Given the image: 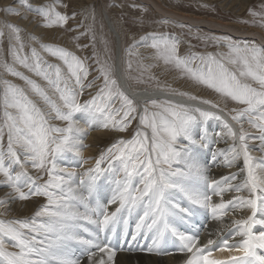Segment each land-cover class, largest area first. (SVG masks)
<instances>
[{"label": "snow or ice", "instance_id": "1", "mask_svg": "<svg viewBox=\"0 0 264 264\" xmlns=\"http://www.w3.org/2000/svg\"><path fill=\"white\" fill-rule=\"evenodd\" d=\"M67 7L62 0H15L0 6V68L23 82L21 86L0 74V188L6 189L0 196V264H83L75 255L78 250L88 264H115L111 237L122 222L127 238L124 213L131 216L138 209L143 215L130 247L143 235L151 239L147 250L159 255L169 254L162 245L178 242V250L186 254L184 264H264V46L229 36H201L206 47L211 43L227 51L182 56L175 34L141 36L126 49L128 57L138 56L140 46L154 49L153 59L213 91L225 107L161 84L151 73L156 65L141 60L135 70L132 59L125 62L122 79L147 85L142 93L132 89L130 94L117 78L108 42L101 38L103 56L96 49L94 13L92 24L80 34L91 35L94 69L89 57L45 43L8 19L11 15L45 29L75 31L65 26L76 13L59 10ZM249 14L264 27V5ZM72 39L79 41L80 36ZM5 41L10 61L3 56ZM46 55L60 63L49 62ZM90 69L98 73L92 80ZM97 80L102 83L96 85ZM155 92L196 103L157 99ZM85 94L89 98L82 101ZM229 101L241 107L226 110ZM133 121L137 125L131 138H117L92 167L84 168L92 159L84 150L93 130L126 133ZM210 121L219 123L217 139L209 134ZM228 140L229 146L217 148L212 160L222 157L226 168L237 170L210 178L198 152ZM102 180L115 186L106 204L97 196ZM226 194L232 195L226 199ZM35 198L43 202L31 216L6 218L15 204ZM111 204L118 205L114 211H109ZM208 220L217 224L208 232L216 238L202 243L200 232L208 228ZM215 252L227 256L215 258Z\"/></svg>", "mask_w": 264, "mask_h": 264}, {"label": "rangeland", "instance_id": "2", "mask_svg": "<svg viewBox=\"0 0 264 264\" xmlns=\"http://www.w3.org/2000/svg\"><path fill=\"white\" fill-rule=\"evenodd\" d=\"M157 1L163 8L168 9L171 12L188 15L191 17H199L205 20H212L215 22L224 23L229 26L231 29L237 31L240 34H254L257 32H261L264 35V27H261L259 23H253L254 18L249 14V9H253L256 11H260L261 6L264 5V0H155ZM33 3H48L51 0H32ZM64 4H67L68 7L66 9H59L62 12H66L71 15L72 13H76V17L74 20H70L66 28L75 29V31H65L64 29L53 28V29H45L39 26L38 22L34 21L33 23H28L27 21H21L19 18L15 16H8V19L12 22L20 24L22 27L26 28L27 33L34 34L38 36L45 43H53L58 44L62 47L68 48L70 51L76 53V55L81 57H89L88 63L91 65V68L94 69L96 65L93 63L91 59L93 48H92V40L91 35L81 36V33H84L89 24H92L91 14L95 15V23L93 25L94 31L96 33V49L100 52V54L104 55V45L101 42V38L108 42V47L114 55L115 62L117 61L116 55V37L110 32L109 25L106 24L109 15L113 25L118 30L119 34L122 37V62L124 65V69L126 67V61L128 59L133 60V69L135 70L137 67V60H141L145 65H156L151 68V73L154 74L160 81L161 84L171 85L172 88L177 89L179 91L189 92L193 95L201 97L203 99H208L213 102L220 104L221 107H225L224 101L213 91L197 86L192 81L187 78H181L180 73L175 70H170L167 68L162 61H157L153 59L154 57V49L149 47L140 46L136 51H138V56L128 57L126 53V49L132 44L133 39L139 40L141 36L148 35L150 33H169L175 34L180 37L181 43L179 48V54L184 56L189 54L190 52L197 53H216V52H226L227 48L223 46H215L211 43L208 46H205V42L199 39L201 36H211V37H223L229 36L234 41H248L255 42L258 46H264L259 40L248 37H235L229 33L222 32L220 30H211L208 28H202L199 26H193L190 24H185L175 19L167 18L164 14L159 12L149 3L143 0H62ZM15 0H0V6L7 4H14ZM246 3V4H245ZM132 5H137L138 7H132ZM141 8L147 9L146 12H141ZM106 13V14H105ZM88 19H85V17ZM3 18V14H0V19ZM140 18L143 19V23L139 22ZM29 20H33L32 14H29ZM167 21L168 23H164ZM242 21H247L244 23ZM83 23L82 27H77ZM179 25H184L183 28L179 27ZM25 33V37L27 36ZM38 33V34H37ZM80 36L79 41H73L72 37ZM151 42L150 40L148 41ZM76 43L87 47H84L83 50L77 49ZM191 46V47H190ZM5 50L3 53L4 58L10 61V57L7 54V42L5 41ZM46 59L51 63H60V61L56 60L53 57L47 56ZM21 71H25L20 69ZM0 74L3 75V78L12 80L16 84H20L23 86V82L19 79L9 76L3 72V69L0 68ZM27 75H31L27 73ZM133 74H136L135 71ZM98 73L90 69L89 80H92ZM36 79L38 83L43 84V81H40L37 77H32ZM132 87L136 90H142L147 85H135L131 81H129ZM102 83L101 80L96 81V85ZM152 89V88H149ZM95 87L91 89L93 93L95 92ZM89 96L85 94L81 97V100L88 99ZM241 107L240 105H236L233 102H228L226 106V110ZM79 118V117H78ZM81 123H83V119H81ZM231 122V121H230ZM60 123V122H55ZM137 125V121H133L131 127L126 133H113L108 132L104 133L103 136L98 137V141L102 142L95 152L91 155H84L87 157H92L90 162L84 166V168L92 167L95 163V159L99 157L100 153L104 151L107 147H109L115 140L119 137L131 138L135 128ZM219 123L215 121H210L208 125L209 134L213 136L215 139V133L220 132L218 129ZM245 128L250 132L255 134V130L250 129L247 123H245ZM103 137V138H102ZM89 139V137H88ZM217 139V138H216ZM91 144V143H90ZM222 145H228L226 142L220 143H211L208 148L200 149L198 153L205 152L203 155L206 157L212 152L213 149L222 148ZM91 148V146H90ZM89 148V149H90ZM204 156V157H205ZM222 158V157H220ZM222 162V159L219 160ZM106 164H103L102 167H106ZM83 168H77L78 172H82ZM47 177H45L46 179ZM79 177H77V180ZM100 189L106 186L107 189H111L113 193L114 185L109 184L107 181L102 180L100 183ZM111 185V186H110ZM6 189L0 188V196H3L4 191ZM108 195H113L111 193H107ZM101 195V196H100ZM99 199L104 201L106 204L112 196L106 198V194H99ZM106 198V199H105ZM107 201V202H106ZM43 198H35L33 201H28L22 203V205H28L31 208L33 203H42ZM29 203V204H28ZM109 206V205H108ZM112 210L116 208L118 205L111 204ZM139 211V209L137 210ZM136 211V212H137ZM126 214V213H124ZM32 213L29 215L31 216ZM28 217L27 212L20 214L18 210L11 211L9 215L6 217L7 219L15 218H24ZM130 223L127 225L128 237L129 241H131V236L134 233L133 230V220L130 218ZM216 222H214V225ZM122 229L119 225L117 228ZM117 230L116 236H112V246L116 248L118 245L119 237H121L119 231ZM111 236V234L109 233ZM140 240H144L145 238L142 236L138 237ZM117 249V255L119 254H129L125 253L120 248ZM123 251V252H122ZM120 252V253H119ZM144 254V253H143ZM142 254V255H143ZM141 255V254H140ZM83 258V259H82ZM83 263L86 262V256H81ZM85 261V262H84Z\"/></svg>", "mask_w": 264, "mask_h": 264}, {"label": "bare ground", "instance_id": "3", "mask_svg": "<svg viewBox=\"0 0 264 264\" xmlns=\"http://www.w3.org/2000/svg\"><path fill=\"white\" fill-rule=\"evenodd\" d=\"M143 1H145V2L149 3L150 5H152L155 9H157L159 12H161L162 14H164L167 18L175 19V20L180 21L182 23L190 24V25H193V26H199V27L208 28V29H211V30H220L222 32L229 33V34H231V35H233L235 37H240V36L243 37L244 36V37H248V38H254V39L259 40L264 45V35L261 32H257V33H254V34H252V33L251 34L250 33L249 34H247V33L246 34H240L237 31L233 30L234 28L231 29L229 26H227L224 23L215 22V21H212V20H205V19H201L199 17H191V16H188V15H182V14L174 13V12L169 11L168 9L166 10L165 8H163L155 0H143ZM107 16H108V20L106 21V24L109 25L110 32L116 37L115 38L116 39V44H117V46H116V55H117L116 65L118 67L117 78L120 79L121 84L123 86H125V87L128 88V91L131 94L132 89H134V88L132 87V85L130 84L129 81L125 82L122 79L123 74H124V65H123L122 57H121L122 56V43H123L122 42V37L119 34L118 30L113 25V23H112V21H111V19H110V17H109L108 14H107ZM136 91L142 93L143 92V89L142 90H136ZM149 92H153V89H149ZM154 96L157 99H173V100H178V101L179 100H183V102H185V103H196V102H193V101H187L185 98H181V97H178V96H169V95H167L166 93H163V92H155L154 93ZM200 106L201 107H205V108L208 107L207 105H200ZM218 129L220 130V127H218ZM104 133H106L105 130H93L90 133L89 139H87L86 143H88L91 146V148L89 147L90 149L89 148L85 149L84 150V155H91V154H93L95 152L96 148L100 144H102V142L98 141L99 140L98 137L103 136ZM230 143H231L230 140H228L226 142V144L228 146H229ZM222 146H223L222 148H226V145H222ZM214 151H215V149H213L212 152L207 157L205 155H203L205 152L198 153V157H199L200 162L202 164L206 165L207 168L209 169L210 178L220 179L221 176L227 175L230 172L237 170L236 167H234L232 169L226 168L223 165L222 162L221 163L219 162V160L222 159L219 156L216 158L215 161H213L212 160V153ZM254 155L259 156L260 153L258 151H254ZM239 167H242V161L239 162ZM77 182H78V180H77ZM106 186L102 187V189L99 188V191L97 193V196L99 194H104V195L106 194L107 195L106 198H109L110 196H112V195H108L107 194V193H111V194H113V193H112V190L111 189H107ZM231 195L232 194H226V197L225 198L226 199L227 198H230ZM100 196H98V198ZM214 199H217V198H214ZM104 201H103V203H104ZM101 203H102V201H101ZM38 205H39L38 203H33L31 205V208H30L26 204L25 205H22L21 203H17V204H15L13 206V210L12 211L18 210L20 212V214H22L24 212H27V215L29 216L31 213L32 214L34 213V211L38 207ZM108 207H109V211H114L115 210V208L113 210L111 209L113 206L111 207L109 205ZM82 210L83 209H81V211ZM140 215H143V212L141 210H139L137 212L136 211L133 212L131 216H128L127 213L124 214V217L128 220V224L131 221V220H129L130 218L134 221L133 222V225H132L134 232H135L136 224L139 221V216ZM202 221H203V218H201V220L198 221V222H202ZM207 224H208V228L207 229L202 228L201 229V232H200L201 242L202 243H206V241H207L208 238H213V239L216 238L214 235L212 237H209L208 236V232L209 231H214L216 229V227H217V224L214 225V221H211V220H208L207 221ZM120 227L122 229H119V230L117 229V230L119 231V233H121L122 235H124V225H123L122 222L120 224ZM119 239H121L120 240V244L121 245H125V247H124L123 250L126 251L125 253H129V254L128 255L127 254H119V255H116V257H115V264H184V260L186 259V254H183L178 249H175V248H177L178 242H177L176 245H174L171 242L167 243L168 246H169L168 249L167 248L164 249L163 247L162 248L164 249V251L168 252L169 254H167V255H159V254H156L155 252H149L147 250L148 247L151 245V239L150 238L143 240V243L145 242V246L144 247H142L140 245V242L139 241L132 242L131 247H130L128 245L129 243H126V244L124 243L125 242L124 237L123 238L122 237H119ZM116 248H117V246H116ZM75 255L81 257V252L78 250L75 253ZM224 256H227V253H220V252H215L214 253V257L215 258H221V257H224ZM83 264H88V261L86 260V262L83 263Z\"/></svg>", "mask_w": 264, "mask_h": 264}]
</instances>
